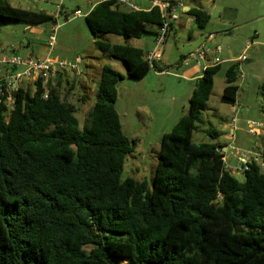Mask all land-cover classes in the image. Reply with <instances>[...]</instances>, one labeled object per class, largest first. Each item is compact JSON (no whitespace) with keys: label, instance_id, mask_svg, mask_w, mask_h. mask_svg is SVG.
<instances>
[{"label":"trees","instance_id":"1","mask_svg":"<svg viewBox=\"0 0 264 264\" xmlns=\"http://www.w3.org/2000/svg\"><path fill=\"white\" fill-rule=\"evenodd\" d=\"M184 13L200 30L209 22L202 8ZM0 19L56 23L54 15L5 0ZM84 20L94 47L122 61L128 76L163 71L154 60L149 64L142 48L96 39L101 33L155 39L163 21L157 5L145 10L99 2ZM219 69H203L187 114L161 136L150 185L121 179L136 141L123 132L115 107L123 79L117 70L101 67L81 128L77 108L60 96L61 74L54 85L18 88L10 108L0 97V264H264V142L261 161L247 160L239 181L218 144L192 140ZM237 77L232 64L221 102L234 105ZM259 91L264 114V82ZM207 135L216 140L220 132Z\"/></svg>","mask_w":264,"mask_h":264},{"label":"rangeland","instance_id":"2","mask_svg":"<svg viewBox=\"0 0 264 264\" xmlns=\"http://www.w3.org/2000/svg\"><path fill=\"white\" fill-rule=\"evenodd\" d=\"M5 1L13 7L56 16V23L41 25L0 19V59L3 54L15 53L24 57H51L76 63L78 73L67 69L60 75L62 82L59 91L62 98L77 108L76 117L80 128L94 103L101 67L110 66L123 75V79L117 83L115 107L123 132L134 139L136 145L125 159L121 179L131 177L151 184L161 136L170 132L179 118L188 112L194 79L184 81V69L195 67L198 69L197 74L202 73L201 67L206 62L192 59L191 55L205 42L209 33L213 38L206 41L207 45L219 46L220 53L216 55L219 59H225V62L220 64L214 76L210 97L196 122L192 140L195 143L218 144L224 155L225 167L239 181L243 180V172L237 170L241 159L261 161L259 153L264 142V114L259 85L264 82V0H156L166 3L179 1L182 5L173 8L172 12L178 18L173 20V30L156 51L159 57H156L155 63L164 72L159 77L148 75L141 79L128 76L122 61L94 47V37L83 15L94 0H63L59 12L56 0ZM183 6L201 7L207 11L210 18L206 27L198 29L193 18L184 13ZM77 8L82 15L75 17L72 11ZM64 14H67V18ZM51 27L55 30L50 31ZM51 35H54L52 41L49 39ZM96 39L127 43L151 52L155 46L152 35L124 39L101 33L96 35ZM247 44L248 47L244 49ZM243 53L246 59L238 62V56ZM232 64L238 67L234 105L220 100L226 85L225 71ZM7 67L0 63V75ZM251 122L258 125L257 129L263 130V133H251ZM209 129L217 130L220 136L212 140L207 135Z\"/></svg>","mask_w":264,"mask_h":264},{"label":"built area","instance_id":"3","mask_svg":"<svg viewBox=\"0 0 264 264\" xmlns=\"http://www.w3.org/2000/svg\"><path fill=\"white\" fill-rule=\"evenodd\" d=\"M56 9L58 12L61 10L63 0H56ZM104 1H112V0H94V4ZM118 3L136 9L135 5L128 0H115ZM157 5L160 11L163 14L162 24L157 28V35L155 36L154 42L155 47L152 52L146 53V60L149 64H152V61L155 59V53L158 50L159 46L165 42L166 35L169 32L170 25L173 23V20L177 19V15L173 13V8L181 7V4L178 2L165 3L158 2L156 0H152V6ZM151 6V7H152ZM73 16L77 17L82 15L79 9L75 10ZM55 28L51 27L50 31H54ZM51 41L54 39V35L50 36ZM248 47V44L244 49ZM220 53V47L215 46L211 47L208 45L202 46L195 53L191 55L192 59L199 61H207L208 63L204 68L208 66H213L217 64H221L225 62V59H219L216 54ZM244 53L241 54L237 61L245 60ZM79 61V58H76ZM183 62V61H182ZM0 63L2 65L8 66L3 74L0 75V97H4V102L10 108L14 103V95L13 93L18 90L20 87H28L29 85H33L34 82H40L42 86L46 85H54L59 74H63L67 69L78 73V67L76 63H68L64 60H58L51 57H46L44 59H38L31 56H21L15 53L3 54ZM44 97H47V93L44 92ZM250 132L256 134L258 125L251 122ZM240 161L239 170H245L247 168L246 161Z\"/></svg>","mask_w":264,"mask_h":264},{"label":"crops","instance_id":"4","mask_svg":"<svg viewBox=\"0 0 264 264\" xmlns=\"http://www.w3.org/2000/svg\"><path fill=\"white\" fill-rule=\"evenodd\" d=\"M129 2H132V1H129ZM173 2H178V3H180L181 4V2H179V1H173ZM134 5H135V7H136V9H145V10H147V9H149V8H151V6H152V0L151 1H149V0H136L135 2H132ZM182 5V4H181ZM94 6V3H93V5H91L90 6V8H89V10L92 8ZM187 6H183V11L185 12V11H187L190 7H187L188 9L187 10H184V8H186ZM198 8V7H197ZM201 8V7H200ZM88 10V11H89ZM87 11V12H88ZM86 12V13H87ZM83 15H85V14H83ZM173 28H174V24L172 23V28L170 29V31H172L173 30ZM169 31V32H170ZM169 32H168V34H169ZM212 35H211V33H209V35L205 38V42L203 43V44H206L207 45V43H206V41H208V40H210L211 38H213V37H211ZM153 41H154V36H153ZM145 43V42H144ZM165 43V42H164ZM163 43V44H164ZM203 44H201L200 46H199V48H201L202 46H203ZM205 46V45H204ZM136 47H138V46H136ZM154 47L155 46H153V48H152V50H154ZM139 48H141V47H139ZM199 48H198V50H199ZM143 49V48H142ZM144 50V49H143ZM146 53L147 52H151V51H146V50H144ZM197 51V50H196ZM156 54H157V52L155 53V59H157L159 56L157 55L156 56ZM161 55V54H160ZM241 55V54H240ZM239 55V56H240ZM238 56V57H239ZM157 57V58H156ZM155 59H154V61H155ZM238 59V58H237ZM182 60H183V58H182ZM208 60H209V58H208ZM208 60L207 61H205L206 63L204 64V66H206L207 65V63H208ZM157 65V64H156ZM158 66V65H157ZM204 66H202L201 68H202V70L204 69ZM159 67V66H158ZM198 71V69L197 68H190V67H188V68H186V69H184V72H185V75H183L182 76V79L184 80V81H189V80H192V79H194V82H195V80L198 78V77H200V75L201 74H197L196 72ZM164 71H157V70H155V69H151L146 75H145V77L146 76H148V75H155L156 77H159V76H161V74L163 73ZM258 133H260V134H262L263 133V130H260V129H257V132H256V134H258Z\"/></svg>","mask_w":264,"mask_h":264},{"label":"water","instance_id":"5","mask_svg":"<svg viewBox=\"0 0 264 264\" xmlns=\"http://www.w3.org/2000/svg\"><path fill=\"white\" fill-rule=\"evenodd\" d=\"M188 8L186 7V8H184V10H187Z\"/></svg>","mask_w":264,"mask_h":264}]
</instances>
